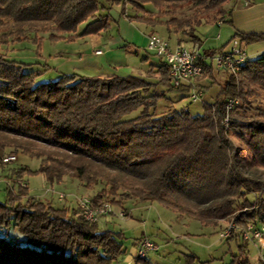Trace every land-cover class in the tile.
<instances>
[{"label":"trees","instance_id":"16d2710c","mask_svg":"<svg viewBox=\"0 0 264 264\" xmlns=\"http://www.w3.org/2000/svg\"><path fill=\"white\" fill-rule=\"evenodd\" d=\"M232 1L252 0H112L107 7L102 0H0V46L33 40L39 47L38 33L54 41L98 34L110 28L108 11L116 4L130 20L164 25L179 42L198 47L199 26L218 17L232 21L226 20ZM128 5L137 13L128 15ZM184 5L194 13L176 15ZM235 38L249 44L264 40V32ZM223 51L201 52V76L214 81L211 58ZM47 67L0 55V148L10 145L41 158L36 172L51 183L67 174L88 188L105 182L109 188L91 198L94 205L122 190L125 199L159 201L202 223H264V179L249 173L264 166V108H253L254 98L264 95V52L237 72L222 70L227 75L215 99L197 101L200 112L190 107L196 102L180 104L189 100V85L174 86L164 60L148 72L157 74L156 82L119 74L60 73L45 79ZM162 99L178 105L159 114ZM231 99L238 102L228 109ZM252 109L257 112L249 114ZM26 191L19 185L18 193L9 189L8 200L0 201V264H117L124 252L122 232L99 228L75 207L34 198L22 202ZM240 198L245 210L236 214ZM227 241L239 248L230 264H251L252 242L239 233ZM148 256L137 255L136 264H150ZM188 256L194 264L196 256Z\"/></svg>","mask_w":264,"mask_h":264},{"label":"rangeland","instance_id":"374dc122","mask_svg":"<svg viewBox=\"0 0 264 264\" xmlns=\"http://www.w3.org/2000/svg\"><path fill=\"white\" fill-rule=\"evenodd\" d=\"M102 1L106 7L112 4V0ZM146 7L151 9L150 5H146ZM128 9L132 13H137L131 5H128ZM192 13H194V9L190 5H184L175 11V14L179 16L191 15ZM166 18L168 16L163 17V19ZM217 19L216 21L223 20L221 17ZM211 21L214 22V20ZM205 25H201L199 32H203L206 28ZM84 26L85 24H82L80 29H83ZM139 27L143 30L146 28L141 24H139ZM155 30L156 33L167 37L173 47L176 45V38L168 34V30L164 25H159ZM30 35L34 34L30 33ZM38 36L41 37L38 41L39 47L33 40H27L23 45L9 41L7 44L0 46V55L6 58H10L13 55L20 56L24 54L22 51L26 49V53L30 52L32 55L35 53L34 55L41 58L43 63L52 65L49 59L53 52L54 40L49 39V36L45 34L38 33ZM43 36L45 37L43 38ZM185 46L192 48L189 45ZM133 57L132 59H135ZM132 61L131 64L135 68H139L142 64L139 59L138 61L137 59ZM226 75L227 72H223L222 75L218 76L216 82L210 83L212 93L207 96V100L213 101L215 99L221 82ZM51 76H53L51 73H45L43 78L49 79ZM148 77H156L158 79L156 73ZM169 94L174 95L175 93L171 91ZM188 102L189 100L187 99L180 104ZM174 105L178 104L162 99L156 112L160 114L163 111H168L175 107ZM257 106L264 108V95L254 98L253 108ZM190 107L192 111L200 112L202 110V102L192 103ZM137 112H133L132 115ZM256 112L255 109H252L249 114ZM232 139L235 143L241 144L238 139L234 137ZM10 153L16 154L17 160L5 163L3 157ZM40 164L41 158L24 153L20 148L10 145L0 148V201L8 200L9 189H13L15 193H18L19 185H26L28 192L26 191L25 196L22 197V202H26L29 198H34L45 203H52L57 207H68V209L75 207V209L80 210L82 198H92L104 187L109 188L105 182H101L93 188H88L79 179L69 174L64 176L63 181L51 183L47 180L45 173L36 172ZM22 168L27 170L24 171L23 175H20L17 170ZM30 170L35 172H30ZM245 171L248 172L249 170ZM249 173L264 179V166H259ZM121 192L122 190L117 194L106 193L102 197L103 202L110 204L111 211L101 216L97 221L99 228L110 229L123 234L124 252L117 264H136L137 245L145 238L155 241L160 246L159 250L149 254L148 260L150 264H189V260L191 261L192 258L188 255L196 256L194 264H230L233 254L238 252V245L234 241L229 243L227 241L228 237L221 236V233L229 225V221L222 220L218 225L202 223L199 219L167 207L159 201L148 202L137 198L125 199V197L120 195ZM247 197L250 200H254L255 194L250 193ZM237 202L235 210L236 214H240V212L245 210L242 204L243 198H240ZM122 212H125L126 215H121ZM15 238L18 237L15 236ZM248 252L251 264H264L262 260L264 251H261L256 243L249 245ZM138 264L144 263L139 262Z\"/></svg>","mask_w":264,"mask_h":264},{"label":"crops","instance_id":"0c3cea01","mask_svg":"<svg viewBox=\"0 0 264 264\" xmlns=\"http://www.w3.org/2000/svg\"><path fill=\"white\" fill-rule=\"evenodd\" d=\"M229 7L232 8V12L231 16L227 17L226 20L231 18L232 21L222 20L223 22L214 21L206 24V28L202 33L200 32L202 42L197 48L201 52L222 47L228 51L233 47L239 46L249 54L250 58L260 56L264 52V40L248 44L241 42L239 38H235V35L243 32H264V0H252L249 4H244L241 1H232ZM108 12L111 16V26L108 30L98 34L76 37L74 40L59 39L53 41V52L49 59L52 65L47 64L48 67L45 73H51L53 76H57L60 73L101 76L112 74L136 75L145 77L152 82L158 81L156 77L152 78L147 75L152 69L156 71L162 60L154 55H149L150 53L147 51L146 46L149 35L156 33L155 29L159 25L153 26L130 20L121 14L120 5H112ZM127 14L134 15L136 13H132L127 7ZM139 24L144 25L146 28L144 30L141 29ZM45 35L48 36L47 33ZM171 36L176 38V45L181 43L192 48L197 46L187 40L179 42L176 34ZM26 42L27 40L19 41L16 44L23 45ZM97 50H102V52L97 53ZM26 51L25 49L22 51L24 54L20 56L13 55L10 58L41 65L46 64L43 63L41 58L35 56V53L32 55L30 52L26 53ZM132 57L135 59H132ZM136 59L142 62L139 68H135L131 64L132 60ZM222 73V70L216 69L214 71L216 77L214 81L204 76L196 79V83L204 89L202 100L208 101L207 96L212 93L210 83L216 82L218 76L222 75Z\"/></svg>","mask_w":264,"mask_h":264},{"label":"built area","instance_id":"2783aa9c","mask_svg":"<svg viewBox=\"0 0 264 264\" xmlns=\"http://www.w3.org/2000/svg\"><path fill=\"white\" fill-rule=\"evenodd\" d=\"M146 49L150 54L167 63L174 86L189 85V101L197 102L203 98V87L196 83V78L204 72L203 65L199 60L201 51L197 47L189 48L183 44H177L172 47L167 37L152 33L149 35ZM101 52V50L97 51V53ZM249 58V54L243 48L236 46L228 51L216 53L212 56L211 61L215 69L237 72ZM237 102V100L231 99L227 106L228 109L235 106ZM228 124L229 117L227 116L225 125L228 126ZM16 159V154H8L3 157L5 163ZM80 208L82 214L91 221H98L101 216L111 211V206L108 202L94 205L92 199L88 197L81 199ZM121 215L125 216L126 213L122 212ZM232 233H239L242 240L256 243L260 250L264 251V223L250 222L241 227L235 222H230L224 232L221 233V236L230 237ZM159 248L158 243L145 238L137 245V255L146 258L151 252L157 251ZM262 260L264 261V254L262 255Z\"/></svg>","mask_w":264,"mask_h":264}]
</instances>
